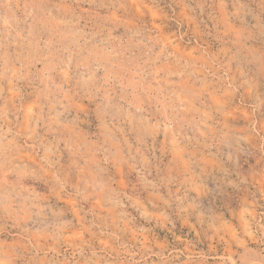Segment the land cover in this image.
Returning <instances> with one entry per match:
<instances>
[{
  "label": "rangeland",
  "instance_id": "1",
  "mask_svg": "<svg viewBox=\"0 0 264 264\" xmlns=\"http://www.w3.org/2000/svg\"><path fill=\"white\" fill-rule=\"evenodd\" d=\"M0 264H264V0H0Z\"/></svg>",
  "mask_w": 264,
  "mask_h": 264
}]
</instances>
